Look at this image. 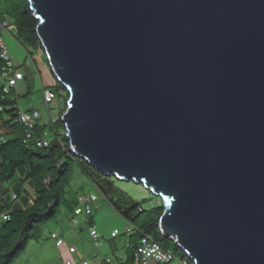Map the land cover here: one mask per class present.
I'll return each mask as SVG.
<instances>
[{
	"label": "water",
	"instance_id": "water-1",
	"mask_svg": "<svg viewBox=\"0 0 264 264\" xmlns=\"http://www.w3.org/2000/svg\"><path fill=\"white\" fill-rule=\"evenodd\" d=\"M68 147L161 201L192 264H264V0H25Z\"/></svg>",
	"mask_w": 264,
	"mask_h": 264
},
{
	"label": "trees",
	"instance_id": "trees-1",
	"mask_svg": "<svg viewBox=\"0 0 264 264\" xmlns=\"http://www.w3.org/2000/svg\"><path fill=\"white\" fill-rule=\"evenodd\" d=\"M0 16L3 20L12 19L16 22L18 34L15 38L22 46H30L35 51L40 50L44 55L36 35L37 22L25 0H0ZM1 68L0 59V71ZM51 75L56 82V91L66 96L64 100V109H66L67 91L52 72ZM47 92L50 91L45 93ZM50 93L56 98L54 92ZM14 94L15 92L8 98L4 97L0 88V118L3 127L8 130V133L3 136L5 143H0V264H14L30 241L38 237L40 226L54 219L62 206L65 205L74 211L77 202L69 201L66 196L69 193L71 176L76 166L95 185L116 212L135 228L128 247L129 258L124 264L132 263V253L144 236H150L158 242L161 239L162 245L172 249V242L162 238L159 231V219L163 215V207L159 199L160 206L147 212L117 186L119 180L116 177L99 174L85 160L74 155L62 158L69 148L66 129L61 120L65 110L55 118V123L52 119L51 123L46 124L42 117L39 121L37 132L39 135L43 131L49 133L51 139L49 148L39 149L32 143L25 144L23 128L16 123L20 108L17 100L11 99ZM4 116L9 119L4 121ZM18 175L25 177L21 181V188L29 184L34 194L33 202L28 199L30 193L23 199L24 209H19L17 206L23 190L20 188L19 193L4 188V185ZM14 194L17 195L16 200L13 199ZM3 217H7L8 220L4 221ZM173 251L180 259H188L187 255L176 246Z\"/></svg>",
	"mask_w": 264,
	"mask_h": 264
},
{
	"label": "rangeland",
	"instance_id": "rangeland-1",
	"mask_svg": "<svg viewBox=\"0 0 264 264\" xmlns=\"http://www.w3.org/2000/svg\"><path fill=\"white\" fill-rule=\"evenodd\" d=\"M7 21L9 23V34H6L5 42L9 48L12 60L18 67H20V71L26 77L24 81L18 83L15 94L11 97V99L17 100L18 106L21 110L39 111L44 123L49 124L52 122V119L53 123H55V118L59 117L63 110H65L64 100L66 99V96L56 91V82L51 75L50 67L43 53L40 50L35 51L30 46H22L15 38L18 34L16 22L12 19H8ZM46 91L54 92L56 94L55 100L50 105H46L45 102ZM27 94L29 95L26 96ZM24 178L18 175L11 182L4 185V188L10 189L11 192H19L21 188V181L22 179L24 180ZM117 186L126 194H128V196L131 197L136 204H140L142 208L147 212H150L151 210L160 206L158 198L150 194L141 185H137L131 182L127 183L119 181L117 183ZM30 188L31 187L29 186V184H26L21 188L23 192L22 194H20V199L17 202V206L19 209L25 208L23 199L26 198V195L29 193L30 194L28 199L30 202H33L34 194H32ZM79 195H95L99 199L98 202L94 204L93 215L90 217L95 221L100 234V238L97 240V243L100 245L99 248L95 245V242L90 239L88 229L83 224L85 216L75 217L74 213L72 212L73 210L71 211L65 205L62 206L60 212L54 219H52L48 224L40 226V228H42L41 237L44 236L47 228L53 231H57L63 227L66 230L71 229L73 230L72 234L76 236V238L72 241L77 249H87L94 252L100 251L101 253L111 257L112 260L115 261L114 254L111 252L109 244V241L112 240L111 234L114 230H118V232L120 233L118 242L122 243L121 250L125 252L123 246L125 247L127 237L129 236V234L127 233V229L129 228L130 224L116 212V210L104 197H102L95 185L76 166L71 176V185L66 198L69 201L76 203V197ZM72 217L79 222L78 227L74 226L73 223H71ZM134 233L135 232H133V234ZM159 241L162 242L161 239H159ZM174 249L175 245L172 243V250ZM34 254H30L28 255V257H26L25 264L35 263V260L37 259H35ZM176 256L177 260H175L171 264H181V259L178 255ZM68 259L69 258H65V262Z\"/></svg>",
	"mask_w": 264,
	"mask_h": 264
},
{
	"label": "built area",
	"instance_id": "built-area-1",
	"mask_svg": "<svg viewBox=\"0 0 264 264\" xmlns=\"http://www.w3.org/2000/svg\"><path fill=\"white\" fill-rule=\"evenodd\" d=\"M9 23L3 20L0 16V59L2 61V68L0 71V88L4 94V97L10 96L16 91L18 83L25 80L24 74L20 71V68L12 60L9 52V48L5 42V36L8 33ZM55 100V97L47 92L45 94L46 105H50ZM41 114L37 110L24 111L19 110L16 116V123L23 128L24 132V142L25 144L32 143L39 149H47L51 145V139L47 131H38V124L40 121ZM56 122V119L54 120ZM0 143H5V139L2 137ZM13 199H17V195H13ZM98 197L92 196H78L77 204L74 208V216L82 217L85 216L88 219L93 214V206L98 202ZM3 220H8L7 217H3ZM74 225H79L78 221H73ZM135 232V228L130 225L127 229V233L130 235ZM91 238L94 240L97 246V240L100 238V234L97 229L92 227L90 230ZM119 235L118 231H114L112 237H117ZM52 239L56 241V245L61 247L64 245L63 240H58L56 235L52 236ZM75 250L71 249L73 253ZM177 260L175 252L171 248H166L162 243L156 241L150 236H144L137 248L132 253V263L131 264H171ZM110 260H106L105 264H110ZM181 264H192L189 259H181ZM66 264H72V262H67ZM89 264V263H84Z\"/></svg>",
	"mask_w": 264,
	"mask_h": 264
},
{
	"label": "crops",
	"instance_id": "crops-1",
	"mask_svg": "<svg viewBox=\"0 0 264 264\" xmlns=\"http://www.w3.org/2000/svg\"><path fill=\"white\" fill-rule=\"evenodd\" d=\"M25 79H26V77H25ZM3 119H4V121H7V119H9V118L4 116ZM6 129H7L6 127H3V123H2L1 118H0V139L4 136V134L8 133V130H6ZM74 220H76V219L72 217L71 223H73ZM83 224H84V226L87 227L89 237H90V239H92L91 235H90L91 228L94 227L98 231V228H97L95 221L92 220L91 218L88 219L87 217H85ZM73 225H74V223H73ZM78 226L79 225H77L76 227H78ZM41 229L38 232V237L34 238L30 241L26 250L22 254H20V256L18 257V259L15 261L14 264H25L26 257H28V255L34 254V253H35L34 254L35 259H37V260H35L34 264H66L67 262H72V264H84V263L105 264L106 260H110L111 261L110 264H124L128 261L127 250H128L129 244H130V238L132 236L131 234L127 237L125 247L123 246V248L125 250V252H124L123 250H121L122 243L118 242V239L120 237V233L117 237L114 238V237H112V234L114 231H118V230H114L112 232V234H111L112 240L109 241V244H110V250L114 254V258H115V261H114V260H112L111 257L101 253L100 251L94 252V251L87 250V249L86 250L77 249V247L74 245V243L72 241L73 239L76 238V236H74L72 234L73 230H71V229H68L69 230L68 231V230L64 229V227H63L57 231H53V230L47 228V230L44 233V236H42V237H41ZM98 233H99V231H98ZM53 235H56L58 240H63L64 245L61 247H58L56 245V241L52 239ZM92 241H94V240L92 239ZM99 246L100 245L97 244L98 248H99ZM71 249H74L75 251L72 253ZM36 251H38V252H36ZM65 258H69V259L65 262ZM72 259H73V261H72Z\"/></svg>",
	"mask_w": 264,
	"mask_h": 264
},
{
	"label": "bare ground",
	"instance_id": "bare-ground-1",
	"mask_svg": "<svg viewBox=\"0 0 264 264\" xmlns=\"http://www.w3.org/2000/svg\"><path fill=\"white\" fill-rule=\"evenodd\" d=\"M37 35V34H36ZM46 94V93H45ZM4 95V94H3ZM8 98V97H7ZM40 120H41V118H40ZM80 196V195H79Z\"/></svg>",
	"mask_w": 264,
	"mask_h": 264
},
{
	"label": "clouds",
	"instance_id": "clouds-1",
	"mask_svg": "<svg viewBox=\"0 0 264 264\" xmlns=\"http://www.w3.org/2000/svg\"><path fill=\"white\" fill-rule=\"evenodd\" d=\"M134 183V182H133Z\"/></svg>",
	"mask_w": 264,
	"mask_h": 264
}]
</instances>
